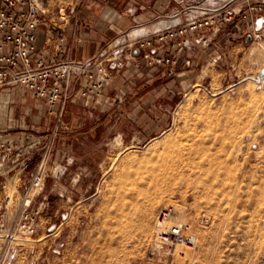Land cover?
I'll list each match as a JSON object with an SVG mask.
<instances>
[{"label": "rangeland", "instance_id": "obj_1", "mask_svg": "<svg viewBox=\"0 0 264 264\" xmlns=\"http://www.w3.org/2000/svg\"><path fill=\"white\" fill-rule=\"evenodd\" d=\"M237 39L222 68L201 62L163 130L133 142L111 136L99 157L47 179L40 230L13 264H264V39ZM26 92L41 116L43 103ZM46 117L42 131L53 130ZM24 176L9 182L13 200ZM165 208L173 213L164 224L192 225L194 245L160 246Z\"/></svg>", "mask_w": 264, "mask_h": 264}, {"label": "built area", "instance_id": "obj_2", "mask_svg": "<svg viewBox=\"0 0 264 264\" xmlns=\"http://www.w3.org/2000/svg\"><path fill=\"white\" fill-rule=\"evenodd\" d=\"M180 3L184 4V21L154 32L146 31L145 27L134 28L85 60L58 58L47 62L36 31L41 15L47 10L38 0H0V93L4 88L16 86L26 89L43 103L48 117L55 121V128L44 139L32 143L17 142L0 133V264H13L22 249L20 242L40 230V208L49 205L48 197L43 195L46 181L64 172L63 165L55 159L54 146L70 102L107 108L124 101L125 92L110 95L107 89L115 76L137 58L150 65H165L167 73L173 75L181 62L191 68L195 49L208 48L222 32L230 40L248 36L251 40L264 39V0H180ZM64 41V36H58L56 50L62 49ZM181 49L187 52L182 58ZM166 50L172 53L167 54ZM222 58V54H215L210 63L216 65ZM27 171L23 191L13 200L5 193L9 182L14 176L22 178ZM40 197L42 201L36 207ZM172 213V208H165L159 214L160 246L194 245L197 237L189 222L164 224Z\"/></svg>", "mask_w": 264, "mask_h": 264}, {"label": "crops", "instance_id": "obj_3", "mask_svg": "<svg viewBox=\"0 0 264 264\" xmlns=\"http://www.w3.org/2000/svg\"><path fill=\"white\" fill-rule=\"evenodd\" d=\"M38 1L47 10L36 29L47 62H55L58 58L85 60L134 28L145 27L146 31L154 32L185 19L184 4L180 0ZM58 36L65 37L61 50L55 48ZM235 39L230 40L226 32L220 33L207 49H195L191 68L181 62L173 75L167 73L165 65H150L140 58L130 61L107 89L110 95L122 91L126 97L107 108L70 102L63 117L65 128L61 129L54 146L55 159L63 165L64 172L74 162L78 164L82 157H99L100 148L111 136L133 142L142 134L163 130L169 123L176 95L193 84L201 62H210L213 55L222 54V60L216 64L222 68L228 44H233ZM166 52L172 53L171 50ZM179 55L185 57L186 50L181 49ZM26 91L16 86L4 88L0 93V133L17 142L32 143L49 133V130L42 131L47 112L45 109L41 116L34 115L27 103ZM13 101L20 105L10 107ZM61 142L74 151L66 153L60 147ZM85 151L88 153L81 156Z\"/></svg>", "mask_w": 264, "mask_h": 264}, {"label": "water", "instance_id": "obj_4", "mask_svg": "<svg viewBox=\"0 0 264 264\" xmlns=\"http://www.w3.org/2000/svg\"><path fill=\"white\" fill-rule=\"evenodd\" d=\"M248 42L251 41V36H248L247 38ZM264 78V69L260 72V75L257 78V81H261Z\"/></svg>", "mask_w": 264, "mask_h": 264}, {"label": "bare ground", "instance_id": "obj_5", "mask_svg": "<svg viewBox=\"0 0 264 264\" xmlns=\"http://www.w3.org/2000/svg\"><path fill=\"white\" fill-rule=\"evenodd\" d=\"M262 43V42H261ZM263 44V43H262ZM264 45V44H263ZM262 46V45H261Z\"/></svg>", "mask_w": 264, "mask_h": 264}]
</instances>
